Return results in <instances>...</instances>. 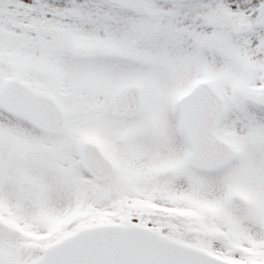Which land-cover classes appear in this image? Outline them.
Wrapping results in <instances>:
<instances>
[{
	"label": "snow or ice",
	"instance_id": "snow-or-ice-1",
	"mask_svg": "<svg viewBox=\"0 0 264 264\" xmlns=\"http://www.w3.org/2000/svg\"><path fill=\"white\" fill-rule=\"evenodd\" d=\"M0 264H264V0H0Z\"/></svg>",
	"mask_w": 264,
	"mask_h": 264
}]
</instances>
